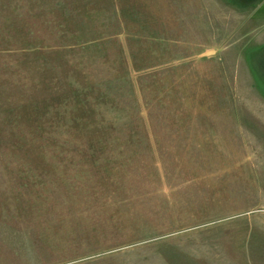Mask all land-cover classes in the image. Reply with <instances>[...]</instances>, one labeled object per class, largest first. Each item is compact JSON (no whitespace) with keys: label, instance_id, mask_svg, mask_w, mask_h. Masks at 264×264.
Returning <instances> with one entry per match:
<instances>
[{"label":"rangeland","instance_id":"374dc122","mask_svg":"<svg viewBox=\"0 0 264 264\" xmlns=\"http://www.w3.org/2000/svg\"><path fill=\"white\" fill-rule=\"evenodd\" d=\"M262 43L264 0H0V264H264Z\"/></svg>","mask_w":264,"mask_h":264},{"label":"crops","instance_id":"0c3cea01","mask_svg":"<svg viewBox=\"0 0 264 264\" xmlns=\"http://www.w3.org/2000/svg\"><path fill=\"white\" fill-rule=\"evenodd\" d=\"M254 50H250L249 54V59L247 62H264V43L261 44V46H258L256 49L253 48ZM252 52V53H251ZM229 113H225L228 115H232L231 117L226 118L225 120L227 121L226 125H231V130L228 131V134H231V137L233 139L238 140L242 138V131L240 130L241 125L243 124V121H245V124L248 122L249 125H252L255 122V118H248L247 119H242L241 117H238L242 114L246 115H253L256 114L255 112H247L251 111V109H241V108H226ZM264 110V108H263ZM264 114V112L262 113ZM223 136V135H222ZM219 137V136H218Z\"/></svg>","mask_w":264,"mask_h":264}]
</instances>
